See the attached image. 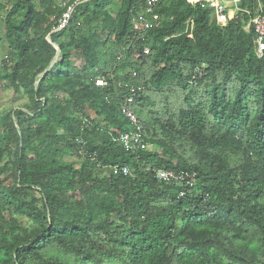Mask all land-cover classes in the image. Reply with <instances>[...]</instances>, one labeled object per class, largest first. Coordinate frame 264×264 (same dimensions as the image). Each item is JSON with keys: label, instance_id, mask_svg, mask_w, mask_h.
<instances>
[{"label": "trees", "instance_id": "16d2710c", "mask_svg": "<svg viewBox=\"0 0 264 264\" xmlns=\"http://www.w3.org/2000/svg\"><path fill=\"white\" fill-rule=\"evenodd\" d=\"M28 1L18 0L25 7L19 24L12 20L17 8L6 19L14 54L8 78L32 96V108L13 110L2 128L0 208L5 204L36 228L18 238L11 225L0 223V264H67L70 258L75 264L245 262L227 247L229 239L253 252L249 264L263 259L264 54L258 58L255 35L245 30L258 2L243 0L236 18L222 28L211 10L192 8L189 0H159L161 27L136 34L131 11L137 0H128L112 39L119 70L110 74L96 50L101 39L76 35L77 15L86 2L75 9L66 28L51 34L50 43L44 40L36 47L37 63L30 67L36 61L27 39L34 12ZM108 1L94 0L97 7ZM261 4L263 11L264 0ZM94 16L101 20L97 11ZM189 21L194 23L192 39L185 34ZM65 35L81 53L82 77L69 73L71 58L60 42ZM54 46L60 56L50 69L58 51ZM147 47L151 54L135 60ZM149 63L157 68L150 78L134 82L125 72ZM197 68L203 74L194 79ZM97 79L108 85L96 87ZM119 82L143 88L133 107L143 125V146L134 152L113 142L130 128L120 113L127 93L117 88ZM173 86L186 95L169 122L208 162L204 165L174 164L144 148L148 128L139 109L145 94ZM201 87L208 98L199 94ZM216 126L224 133H217ZM67 154L72 161L64 160ZM5 158L9 161L3 164ZM157 170L187 171L197 180L180 198L182 189L156 180ZM28 192L39 196L40 209L35 200L25 201ZM6 198L11 199L4 202ZM49 248L65 259H47Z\"/></svg>", "mask_w": 264, "mask_h": 264}, {"label": "rangeland", "instance_id": "374dc122", "mask_svg": "<svg viewBox=\"0 0 264 264\" xmlns=\"http://www.w3.org/2000/svg\"><path fill=\"white\" fill-rule=\"evenodd\" d=\"M63 0H30L28 4L33 8V18L32 23L27 31V39L31 45L32 59L38 58V53H36V47L45 41L49 43L51 40L48 38L56 30V22L58 21L60 15L63 12ZM135 1V0H134ZM128 0H110L108 2L100 3L99 7L95 5L94 0H89L87 4L77 15V27L76 35L92 38L96 36L101 39L97 46V51L100 53V58L104 59V65L106 71L111 74L115 69L119 70V67L114 62V57L118 55V51L113 47L112 39L114 32L119 29L120 19L122 13L127 6ZM171 1L168 2V5ZM167 4V3H165ZM164 4V6H165ZM17 8L18 12L13 15L12 20L15 24H19L22 20L23 14L25 12L24 4L18 2V0H0V135L3 133L4 123L7 121L8 117H12V111L17 108H22L25 111H30L32 108V96L27 95L22 89H16L11 84L9 80V75L11 73V68L14 66V54L11 51L7 35V23L6 19L8 13L13 9ZM263 5L258 3V9L253 11V17L258 16L262 11ZM97 11L101 15V20L96 21L94 13ZM239 11V10H238ZM238 14V12H237ZM245 30L249 32L251 30L250 24H246ZM190 36L191 32L187 25L185 27V34ZM60 42L63 43L64 47L70 55V64L68 65V70L70 75H82L81 69L83 67V60L79 49L72 44L70 35H65L60 38ZM58 49L57 46H54ZM59 49L57 51L56 58L54 59L50 69L53 65L59 61ZM120 56V55H119ZM34 62L30 64V67H35ZM156 66L152 64H145L138 67L137 70L127 69L128 74H130V80L134 82L142 81V79L150 78L154 71H156ZM124 72V73H125ZM124 77V74L121 75ZM41 77V76H39ZM120 77V76H119ZM73 80V79H72ZM123 80V79H122ZM212 90L209 86L208 94ZM234 88L230 87L227 91V96L232 99ZM199 94L205 98L209 97L207 91L201 87L198 90ZM58 98H66L62 93H58ZM185 91L177 86H173L164 89L161 92L147 91L145 94V100L143 107L139 109L140 118L147 124V130L145 139L147 142V147L145 149L149 151H155L162 155L167 161H171L174 164H178L179 161H184L186 165H204L208 163L197 153L196 149L189 143L184 137L179 136L174 132L169 118L172 114L176 113L177 110L183 107ZM215 131L217 133L223 134V128L216 126ZM152 142V143H151ZM64 160L72 161L68 154L64 156ZM9 161L5 158L3 164ZM233 165V164H232ZM79 166V165H78ZM11 198H6L3 201H10ZM36 201L37 207L41 208V203L39 201V196L32 192H28L25 198L26 202ZM13 204L18 203V201L12 202ZM12 204V205H13ZM13 209V208H12ZM1 220L0 223H7L11 225V229L14 231L13 235L15 237H23V235L29 234L36 225L34 222L20 214L12 212V210L3 204L0 208ZM227 247L235 250L240 256L244 258L245 262L239 264H249L251 260L250 249L245 247L243 243H236L230 239L227 241ZM45 257L48 258H60L62 260L65 257L57 255L55 249L49 248L45 252ZM263 259L255 260L253 264H259ZM67 264H75L70 258V261L65 259ZM177 264V263H172Z\"/></svg>", "mask_w": 264, "mask_h": 264}, {"label": "built area", "instance_id": "2783aa9c", "mask_svg": "<svg viewBox=\"0 0 264 264\" xmlns=\"http://www.w3.org/2000/svg\"><path fill=\"white\" fill-rule=\"evenodd\" d=\"M88 0H63V12L56 22V30L64 29L68 26L75 9L87 2ZM243 0H189V5L192 8H200L201 10H211L212 19L218 26L224 28L230 20L236 18L239 6ZM259 4L263 0H256ZM161 3L159 0H137V6L133 8L132 13V30L134 33H147L161 27L164 17L159 13ZM235 10V15L230 17V10ZM250 27L256 38V54L258 58H262L264 54V10L250 21ZM191 34L188 36L192 39V32L194 30L193 21L187 24ZM139 39V38H138ZM151 50L147 47L142 54H135L134 59L140 60L141 56H149ZM120 58L118 57L117 60ZM204 68V67H203ZM203 68L195 70V78L202 77ZM108 83L103 79H97L95 86L105 88ZM117 88L124 90L127 94L122 99L120 104V113L122 117L128 122L129 130L120 133L113 138V142L121 146L126 152H134L143 146L142 127L143 125L136 118L133 107L136 104L138 96L142 93L141 85L126 84L124 82L117 83ZM79 144L84 146V141L78 140ZM122 173L128 175L129 171L122 168ZM155 179L159 182L174 184L182 189L180 198L185 197V191L193 187L196 183L197 176L195 173L187 171L173 172L166 170L154 171Z\"/></svg>", "mask_w": 264, "mask_h": 264}, {"label": "water", "instance_id": "95a60500", "mask_svg": "<svg viewBox=\"0 0 264 264\" xmlns=\"http://www.w3.org/2000/svg\"><path fill=\"white\" fill-rule=\"evenodd\" d=\"M48 38H49V39H51V37H50V36H49Z\"/></svg>", "mask_w": 264, "mask_h": 264}, {"label": "crops", "instance_id": "0c3cea01", "mask_svg": "<svg viewBox=\"0 0 264 264\" xmlns=\"http://www.w3.org/2000/svg\"><path fill=\"white\" fill-rule=\"evenodd\" d=\"M232 10H234V9H232ZM236 14V13H235Z\"/></svg>", "mask_w": 264, "mask_h": 264}]
</instances>
